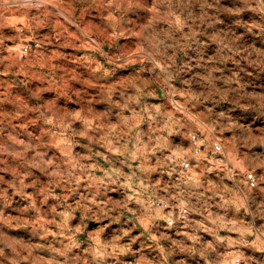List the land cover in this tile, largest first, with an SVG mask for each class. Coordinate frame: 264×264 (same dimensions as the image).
Returning a JSON list of instances; mask_svg holds the SVG:
<instances>
[{
  "label": "rangeland",
  "instance_id": "374dc122",
  "mask_svg": "<svg viewBox=\"0 0 264 264\" xmlns=\"http://www.w3.org/2000/svg\"><path fill=\"white\" fill-rule=\"evenodd\" d=\"M236 257L264 264V0H0V264Z\"/></svg>",
  "mask_w": 264,
  "mask_h": 264
},
{
  "label": "built area",
  "instance_id": "2783aa9c",
  "mask_svg": "<svg viewBox=\"0 0 264 264\" xmlns=\"http://www.w3.org/2000/svg\"><path fill=\"white\" fill-rule=\"evenodd\" d=\"M28 50V46L24 45L21 50L20 54L23 55ZM189 142L193 148L195 153L202 152L205 148H207L206 152H209L211 157H215L216 159L223 160V147L221 140L214 137H207L204 134L198 132H192L189 134ZM192 168V165L189 160L182 158L178 163H173L172 171L174 173V179L176 182L181 185L188 175L189 171ZM257 183V176L253 172H248L244 176V185L251 188L254 187ZM154 205L161 206L164 209L168 208L167 203H163L160 201H154ZM192 215L191 207L188 203L180 204L176 211V218L183 222L187 217ZM235 264H243V260L241 257H236Z\"/></svg>",
  "mask_w": 264,
  "mask_h": 264
}]
</instances>
